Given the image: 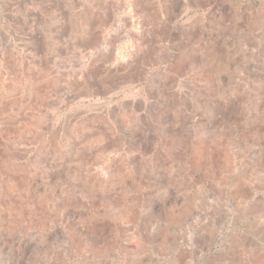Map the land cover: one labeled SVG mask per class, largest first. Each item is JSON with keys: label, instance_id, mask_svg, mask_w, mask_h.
<instances>
[{"label": "rangeland", "instance_id": "obj_1", "mask_svg": "<svg viewBox=\"0 0 264 264\" xmlns=\"http://www.w3.org/2000/svg\"><path fill=\"white\" fill-rule=\"evenodd\" d=\"M0 264H264V0H0Z\"/></svg>", "mask_w": 264, "mask_h": 264}]
</instances>
